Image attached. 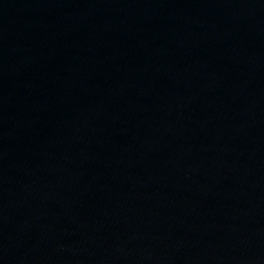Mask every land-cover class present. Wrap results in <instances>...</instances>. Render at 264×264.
Returning <instances> with one entry per match:
<instances>
[{
    "label": "water",
    "instance_id": "1",
    "mask_svg": "<svg viewBox=\"0 0 264 264\" xmlns=\"http://www.w3.org/2000/svg\"><path fill=\"white\" fill-rule=\"evenodd\" d=\"M0 264H264V0H0Z\"/></svg>",
    "mask_w": 264,
    "mask_h": 264
}]
</instances>
